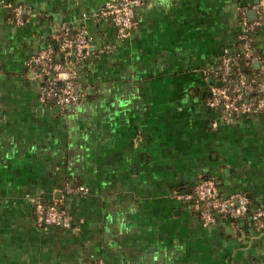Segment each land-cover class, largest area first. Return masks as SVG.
I'll return each instance as SVG.
<instances>
[{
    "label": "crops",
    "instance_id": "obj_1",
    "mask_svg": "<svg viewBox=\"0 0 264 264\" xmlns=\"http://www.w3.org/2000/svg\"><path fill=\"white\" fill-rule=\"evenodd\" d=\"M106 1L0 0V264H264L249 215L203 226L177 197L209 178L264 206V116L224 121L205 104L258 0H142L122 39L95 16ZM61 24L92 52L73 112L39 101L28 63ZM251 37L264 53V26ZM31 197L58 202L70 227L38 225Z\"/></svg>",
    "mask_w": 264,
    "mask_h": 264
},
{
    "label": "built area",
    "instance_id": "obj_2",
    "mask_svg": "<svg viewBox=\"0 0 264 264\" xmlns=\"http://www.w3.org/2000/svg\"><path fill=\"white\" fill-rule=\"evenodd\" d=\"M142 0H109L95 14L99 18H108L112 23L116 36L125 38L136 26L134 10L142 5ZM15 24L25 21L24 7L20 4L8 5ZM252 10L253 20L247 19L245 10L239 14L238 47L240 57L245 60L244 66L252 64L256 72L245 76L241 72H233L235 57L224 52L213 71L220 82L213 85L205 104L208 108L219 111L221 119L230 121L240 116H264V53H258L251 34L264 26V0H258ZM54 41L41 49L29 59V65L37 68L41 76L38 99L42 104H55L67 112H73L84 98V91L76 84V68L88 60L92 52L89 41L83 30L72 31L68 25L61 24L54 32ZM55 46V47H54ZM57 57V60L54 57ZM72 57V60L70 59ZM257 64V67L254 64ZM82 186L65 187L67 193H85ZM179 200L188 203L203 226L215 223L219 219L236 220L249 215L257 229L264 230V206L251 207L248 197L242 192L221 196L213 179L204 178L197 181L190 190L177 194ZM34 219L41 226H56L67 229L71 219L66 210L56 202L45 204L37 197H31ZM76 264H94L80 262Z\"/></svg>",
    "mask_w": 264,
    "mask_h": 264
},
{
    "label": "trees",
    "instance_id": "obj_3",
    "mask_svg": "<svg viewBox=\"0 0 264 264\" xmlns=\"http://www.w3.org/2000/svg\"><path fill=\"white\" fill-rule=\"evenodd\" d=\"M239 44V41L237 42ZM55 47V46H54ZM234 53H239V56L235 57L236 61L235 64L233 65V72L231 75H234L236 72H241L245 76H250L251 74L256 72V69L253 67L252 64L247 65V67L244 66L245 60H243L240 57V49L239 47L235 51H231L228 54L230 56L234 55ZM57 60V57H54ZM57 205L61 206L58 202H56Z\"/></svg>",
    "mask_w": 264,
    "mask_h": 264
},
{
    "label": "water",
    "instance_id": "obj_4",
    "mask_svg": "<svg viewBox=\"0 0 264 264\" xmlns=\"http://www.w3.org/2000/svg\"><path fill=\"white\" fill-rule=\"evenodd\" d=\"M253 14H254V13H253ZM251 16H252V15H251ZM254 66L257 67V64L255 63ZM219 84H220V82L217 81L216 85H219Z\"/></svg>",
    "mask_w": 264,
    "mask_h": 264
}]
</instances>
